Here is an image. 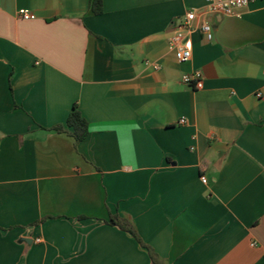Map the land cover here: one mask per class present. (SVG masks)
I'll use <instances>...</instances> for the list:
<instances>
[{"label": "crops", "instance_id": "1", "mask_svg": "<svg viewBox=\"0 0 264 264\" xmlns=\"http://www.w3.org/2000/svg\"><path fill=\"white\" fill-rule=\"evenodd\" d=\"M112 216L161 264H264V0H0V264H152Z\"/></svg>", "mask_w": 264, "mask_h": 264}, {"label": "built area", "instance_id": "2", "mask_svg": "<svg viewBox=\"0 0 264 264\" xmlns=\"http://www.w3.org/2000/svg\"><path fill=\"white\" fill-rule=\"evenodd\" d=\"M254 0H208L210 4V9L212 12L220 13L226 16L237 15L239 10L246 8ZM20 14L25 19L34 18L33 15L22 10ZM198 12L197 10H191L187 15L181 20V22L176 27V34L170 40V47L175 51L176 59L180 64H186L192 59L193 55V41L190 37L191 33L194 31V24L197 20ZM202 32L207 36L209 40L212 38V28L208 23H203L201 26ZM151 62L147 61L146 65H150ZM155 70L159 69L158 65H153ZM202 72L199 70L193 71L191 73H185L182 76V81L186 85L194 86L197 82L202 80ZM261 94H258L260 97ZM181 124L185 123L182 119ZM203 182L207 183L206 178H203ZM40 241V240H38ZM255 245V244H253Z\"/></svg>", "mask_w": 264, "mask_h": 264}, {"label": "trees", "instance_id": "3", "mask_svg": "<svg viewBox=\"0 0 264 264\" xmlns=\"http://www.w3.org/2000/svg\"><path fill=\"white\" fill-rule=\"evenodd\" d=\"M90 10L95 15L103 14V0H90ZM66 126L72 129L70 134L74 137L76 142L85 140L89 134V124L76 106L74 107L72 113L69 115ZM54 129L58 132L65 131L64 125L56 126ZM110 224L121 228L125 232L130 233L133 237H135V239H137L141 246L147 248L152 260V264H161L157 254H155L151 250V248L143 243L141 238L138 236L135 228L128 221L121 219L118 216H112Z\"/></svg>", "mask_w": 264, "mask_h": 264}]
</instances>
